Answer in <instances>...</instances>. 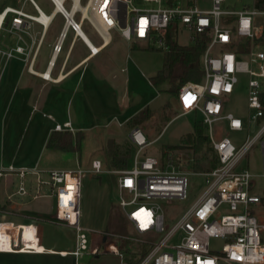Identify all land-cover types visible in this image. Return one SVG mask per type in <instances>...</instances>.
I'll return each instance as SVG.
<instances>
[{
	"label": "built area",
	"instance_id": "built-area-1",
	"mask_svg": "<svg viewBox=\"0 0 264 264\" xmlns=\"http://www.w3.org/2000/svg\"><path fill=\"white\" fill-rule=\"evenodd\" d=\"M53 1L57 7L56 0ZM66 1L63 0V10L60 12L66 17L67 28L71 26L79 31L81 24L74 20V16L82 11H75L72 21H68L75 0H71V10L65 7ZM92 1L91 13L99 17L102 28H119L128 39H158L168 48L166 34L172 22L185 26L191 32L193 40L199 34L208 31L211 33L210 42L201 58L203 79L183 85L178 92V102L184 114L194 110L202 113L203 123L208 128V135L220 164L210 171L197 172L205 177L204 192L167 230L161 201L173 202L188 198L190 171L182 167V153L175 149L167 150L162 156H142L143 150L152 141L141 128L131 130L130 139L136 147L132 166L115 171L119 174V204L125 217L139 234L164 232L156 241L143 240L148 249L136 264H264V194L252 192L253 178L257 175L240 165L251 146L264 134V123L257 135L239 148L228 137H223L216 128V124L223 120L227 121L231 129L243 128L241 117L233 112H224L225 97L233 93L238 83L237 74L241 72L250 75L249 121L264 118V45L254 40L264 32V9L255 6H244L240 10L224 9L225 0H211L209 8L199 7L195 0H189L187 4L175 2L172 5L149 8L136 7L132 0ZM145 1L159 4L163 2ZM37 9L38 16L10 6L0 12V35L7 23V16L13 13L10 30L19 31L18 40L21 42L7 49L0 48V59L9 60L19 54L29 57V42L25 38V33L29 34L27 29L31 26L29 20H39L44 24L41 19L44 13L38 6ZM232 16L234 19H230ZM260 17H263L262 21ZM122 18L126 19V26L121 25ZM245 38L251 40L245 51L238 52L230 47ZM40 43L41 41L38 42V48ZM217 46H226V49L214 53ZM54 50L56 53L62 50L61 40ZM46 73L43 76L49 78L45 76ZM63 128L61 124L56 125V129ZM261 145L264 153V140ZM103 171L102 162L98 159L93 161L90 169L81 166L47 171L37 167L9 168V172L16 173L22 179L19 194L29 193L24 181L29 174L36 176L37 195H47L43 192V187H49L50 195L56 199V211L51 220L75 229V249L60 252L61 254L70 253L76 258H82L85 255L114 253L120 264H130L127 259L130 255L121 250L120 240L115 234L91 231L81 224L82 176L86 172L99 174ZM261 177L264 178V172ZM67 194H70L69 202H63V197ZM3 226L5 227L2 228ZM40 229L37 223L14 225L0 222V232L4 230V238L0 234V251H51L43 244ZM212 238L227 240L221 251L211 248Z\"/></svg>",
	"mask_w": 264,
	"mask_h": 264
},
{
	"label": "rangeland",
	"instance_id": "rangeland-1",
	"mask_svg": "<svg viewBox=\"0 0 264 264\" xmlns=\"http://www.w3.org/2000/svg\"><path fill=\"white\" fill-rule=\"evenodd\" d=\"M38 1L45 8L46 12L49 13L53 9V4L49 0ZM174 1L180 4H187L188 2V0ZM196 1L199 7L209 8L211 6V0ZM81 2L82 6H85L90 0H82ZM254 2L255 0H225L223 8L240 10L244 6H253ZM132 4L139 8H149L159 5L164 6L167 4V0H164L160 4L155 1L132 0ZM65 6L69 9L71 7V0H67ZM81 15V12L77 13L75 19H79ZM230 19H234V17L232 16ZM260 20L262 21L263 17H260ZM62 25L63 21L61 20V16L58 15L42 46L40 52L41 58L51 51L52 46L49 43L56 39V32L60 30ZM9 27L10 23L8 22L1 31V49L15 46L18 40V36L10 32ZM91 28L96 34L94 28L92 26ZM110 33L111 37L114 38L113 43L109 47L110 62L106 58L108 48L85 66V70L89 69L87 75H89L93 67L95 68V65L96 68H99L98 74L102 75L104 73L101 72V69L110 65V71L107 74L108 80L104 78L102 81L99 80L91 84L84 78L83 83L77 86L73 81L72 85L70 84L67 87V91L59 103L55 105L52 103L50 107L44 108L40 106V113L34 112V114H59L56 117L61 122L68 119L70 115L73 119L74 127H80V124L87 125V128L78 129L81 131V134L75 135V143H77L78 139L80 142L79 149L63 151L39 147L36 149L35 154L37 157L40 156L38 158L40 165L46 168L74 169L80 166L91 168L94 160L98 159L102 161L105 171L100 174L86 172L82 176L80 188L81 224L91 231H106L115 234L119 238L120 243L123 242L126 248L129 247L132 252L135 251L137 253V250L148 247L143 242L144 239L156 241L164 235V232L142 235L131 226L119 204V174L115 173L107 163L106 145H108L109 137L113 138V140L115 137L121 138L117 139L121 143L118 146L120 150L124 151L126 146L129 145L128 141L125 140L128 138V130L130 129L126 122L134 115L133 113L145 105H149L151 108H159L168 100L177 104V95L165 90L167 84L155 87L151 81V78L163 67L168 48H165L158 39L127 40L121 37L117 29L112 30ZM72 37L73 31L69 29L63 41V51L58 57V65L62 62ZM174 37L182 44L193 43L191 32L182 25L174 30ZM116 40L119 42L117 43ZM78 44L76 49L78 48ZM222 49H226V46H217L214 49V53H218ZM4 62V58L0 59V67H2ZM23 67L25 68V62L12 58L7 62L5 73H15ZM237 76L238 83L235 85L233 93L225 97L224 112H233L238 117H241L243 119V128L241 130L231 129L225 120L216 124V128L221 131L223 137H228L239 148L246 141L257 135L264 123V118L258 121H249L248 96L250 75L241 72ZM15 85L20 90L21 84ZM59 86H52L50 89L51 93H55ZM107 90H110L108 94ZM18 94H21V90L18 91ZM168 103L170 104V101ZM37 106L39 107L38 103ZM29 111L30 108L28 107L26 114H29ZM155 116L157 117L156 120L149 118L140 126L147 135V138L153 141L143 150L142 156H162L167 150L175 149V146L181 143L182 136L194 131L195 124L202 121V115L199 113L178 114L176 116L175 114H155ZM48 120V124H54L53 120ZM22 124L19 130L20 137L31 129L26 120H23ZM204 131L208 133V128L205 126ZM263 140L264 134L256 140L240 162L242 167L250 169L257 175V177L253 178L252 192L260 194H264V178L261 177V174L264 172V154L261 145ZM115 145L117 146V144ZM135 148L132 147L128 167L132 166ZM181 153L182 159L180 162L183 164L182 167H186L190 171L188 175V198L173 202L161 201L165 213L167 230L185 210L192 206L206 188L205 177L196 173L192 167V150L184 148ZM52 200L50 197L40 198L30 208L51 213V211H54ZM224 211L222 210V212ZM74 230L71 227L61 226L62 232L57 238L63 243H70L75 239L76 231ZM226 241L223 238H212L211 248L215 251H221ZM124 253L128 255V253ZM90 258L94 261L90 262L91 259H89V264H120L119 258L114 253H101L99 256L93 255Z\"/></svg>",
	"mask_w": 264,
	"mask_h": 264
},
{
	"label": "crops",
	"instance_id": "crops-1",
	"mask_svg": "<svg viewBox=\"0 0 264 264\" xmlns=\"http://www.w3.org/2000/svg\"><path fill=\"white\" fill-rule=\"evenodd\" d=\"M49 1L53 4V9L48 13L46 12L45 8L40 4L38 0H0V12H2L6 7L10 6L15 8H21L28 14H31L33 16H38L39 15V11L37 9L38 6L41 9V11L44 13V15L51 16V20L49 21L48 24L45 23L43 24L39 20H29V23L31 24L30 28L27 29L29 34L25 33V38L29 42L28 45L29 57H27L24 54H19L16 57H13L25 62V68L23 67L22 69H19L15 73L10 72V74L9 73L6 74L5 68L7 62L10 59L7 60L5 58H4L5 62L3 63L2 67H0L1 69L0 70V222L1 223L7 222L9 224H14V225L31 224V223L39 224L41 228L40 232L42 235L43 244L47 249L53 252L48 251L45 253H24V252L0 251V264H89V259H91L90 257L93 256V255H85L82 258H76V256L70 253L65 255L60 253V252H70L75 249L76 235L74 241H71L70 243H63L61 240L57 238L62 232L61 226H65V227H70V226L62 225L51 220V217L54 215L56 211V199L54 196L50 195L51 192L50 188L47 186L43 187V192L47 195H43V196L37 195L36 176L33 174H29L24 179L26 186L29 190V193L25 195L19 194L18 190L22 179L16 173L9 172V168L10 166H14L16 168L37 167L44 171L52 170V169H63V168H46L41 166L38 160L40 156L37 157V155L35 154L36 149L39 147L42 149L45 147L51 148L48 147L47 144L51 135L54 132H66V131L71 132L75 139V135L77 136L81 134V131L79 130H82L83 128H87V125L80 124L79 125L80 127H74L73 119L71 118L70 115L68 116V119L61 122L56 117L59 114H44V113L34 114V112L36 111L40 113V106L41 108H44V107H50V104L52 103H54V105L59 103L63 95L66 93L67 87L70 84L72 85L73 81L77 86L83 83L84 78H86L87 79L86 81L91 84L99 80L102 81L104 78L108 80L107 74L110 71V65L101 69V72L104 73L102 75L98 74L99 68L98 67L96 68V65L95 68L93 67L91 69L89 75H87L88 73L87 71L89 69L85 70V66L88 64V62L96 58L99 54H101L103 51L107 50L110 47V45L113 43L114 40V38L111 37V33H110L112 30L114 29L119 30L121 37L127 40H133V39L126 38L122 34L119 28H112L110 30L105 29V31L108 34L107 36H105L100 30L99 26H97L96 24V22H100L101 20L97 15L93 13L91 14L92 17L94 18V21L90 17L87 16L85 17L84 15H81L79 19H75L77 13L80 12H77L75 14L74 20L81 24V29H80L81 32L74 30L71 26L67 28L66 17L58 10V8H56V5L53 0H49ZM195 2L197 3L196 0ZM71 7H72V1H71ZM71 7L68 10H71ZM58 15L61 16L63 25L61 26L60 30L56 32V39L49 43L52 46L51 51L41 58L40 52L42 46ZM13 16H14L13 13H10L7 16V23L8 22L11 23ZM91 26L96 31V34L92 30ZM180 26L181 25L178 24L177 28ZM100 27H102V25H100ZM69 29H72L73 31V37L62 62L58 65L57 64L58 57L60 53L63 51V41ZM9 31L11 32L10 27H9ZM64 32L66 33L63 36ZM12 33L18 36L19 31L14 30L12 31ZM60 40L62 42V50L59 53H56L54 48L55 45L58 42H60ZM136 40L141 41L139 39ZM39 41H41V43L38 48ZM116 42L118 43L119 41L116 40ZM19 43L21 42L17 40L16 45ZM90 43L97 46L99 50L95 52ZM77 44H78V48L76 49ZM185 45H190V44H185ZM8 47H13V46H8ZM37 48L38 51L34 56ZM106 53H107L106 58L110 62V48L107 50ZM32 57H33V61L31 67L30 62L32 60ZM46 72L50 74L49 78L43 76V74ZM15 84H21V88H20L21 94H18V91L20 90ZM56 85H60V86L58 87V90H56L55 93L52 94L50 89L52 88V86L55 87ZM109 92L110 90H107V94ZM178 92L175 93L177 95V104L172 103L171 100H168L164 105H162L159 108H151L149 105H145L137 109L133 113L134 115H132L127 120L126 123L130 128L128 130L129 131L128 138L125 139L129 143V145H127L126 148L127 147L130 148V154L128 160L131 156L132 147L135 148V145L130 139V132L135 127L141 128L140 126L143 125L144 123L143 122L141 125H132L129 122V120L133 118L136 114H141L142 112L147 111V109L148 112H146L145 114H152L150 118H154L155 120L157 119L155 114H175V116L178 114H184L182 113V110L179 106ZM169 101L170 104L168 103ZM37 103L39 107L37 106ZM28 107L30 108V111L29 114H26V112L28 111ZM192 113L195 114L199 113L202 115V113L198 110H194L186 114H192ZM48 119L53 120L54 124L53 125L48 124L49 121ZM23 120L24 121L26 120L27 124L31 126V129L29 130L28 133L25 132L20 137L19 130H20V125H23L22 124ZM66 123H69L70 125L66 126L65 125ZM57 124H61L64 128L62 130L56 129ZM110 139L113 140V138L109 137L108 141ZM117 139H121V138L115 137L114 139V143L117 144V147L119 149L118 144L121 145V143H119ZM51 149L61 150L58 148H51ZM175 150L181 152L182 150H184V148H175ZM135 153H136V148H135ZM107 160H108L107 163L109 164L108 156H107ZM132 163H133V159H132ZM111 168L114 172L117 170H122L113 167ZM126 168L129 167L127 166ZM85 169H90V168H85ZM197 172H203V171H196V173ZM45 197H50L53 199L52 200L53 201L52 207L54 209L53 212L52 211L51 213L49 211L43 212L39 210H33L30 208V206L34 204V202H36L40 198H45ZM69 199H70V195L67 194L66 196L63 197V202H69ZM71 228L74 229L73 227ZM86 258H88V260H86ZM93 261L94 260L92 259L90 260V262Z\"/></svg>",
	"mask_w": 264,
	"mask_h": 264
},
{
	"label": "trees",
	"instance_id": "trees-1",
	"mask_svg": "<svg viewBox=\"0 0 264 264\" xmlns=\"http://www.w3.org/2000/svg\"><path fill=\"white\" fill-rule=\"evenodd\" d=\"M173 3L174 0H167L168 5H172ZM254 6L264 9V0H255ZM177 25V22H172L169 25L166 34L168 49L163 67L151 78L152 83L156 87L167 84L165 90L171 94L177 93L179 89L188 82L202 80L204 71L201 58L211 39V33L208 31L197 35L190 45L181 44L174 37V30L177 28ZM254 40L256 43L264 45V32L255 37ZM250 44L251 40L246 39L242 42L234 43L230 47L236 49L238 52H242L248 49ZM262 101L264 104V95L262 96ZM146 112H148V109L141 114H136L129 122L132 125H141L152 116V114H145ZM204 126L203 121L197 122L194 131L182 136L181 143L175 146V148H187L192 150V167L195 171H210L220 164L217 152L213 148L209 136L204 131ZM79 143V139L77 143H75L73 134L66 131L54 132L47 145L51 148L73 151L79 149ZM129 154V147L121 151L115 145L114 140L110 139L108 141L107 156L111 167L116 169L126 168L128 166ZM120 248L130 255L127 258L130 264H136L148 249L144 247V249L137 250V253H133L129 247H125L123 242H121Z\"/></svg>",
	"mask_w": 264,
	"mask_h": 264
},
{
	"label": "bare ground",
	"instance_id": "bare-ground-1",
	"mask_svg": "<svg viewBox=\"0 0 264 264\" xmlns=\"http://www.w3.org/2000/svg\"><path fill=\"white\" fill-rule=\"evenodd\" d=\"M56 2L58 3V5H57L56 8H58L59 11H60V10H63V7H62V5H61L62 2H63V0H56ZM92 3H93V1L90 0V2H89L87 5L82 6V4H81V0H75V6H74V8L72 9V11L69 13V16L71 17V16L74 14V12L77 11V10H81V11H82V15H84L85 17H86V16H87V17H90V18L93 19V21H94V18L92 17V14H91ZM84 16H83V17H84ZM41 19H42V21H43L45 24H48L49 21L51 20V16L44 15ZM96 24H97V26H99V28H100V30L102 31V33H103L105 36H107V35H108L107 32H106L102 27H100V22H96ZM90 44H91V46H92V48H93V50H94L95 52H97V51L99 50V48H98L97 46H95V45L92 44V43H90ZM45 76L49 77L50 74L46 73ZM4 227H5V226H3L2 228H4ZM26 233H28V231H27ZM0 234H1V236L4 238V236H3V234H4V230H1Z\"/></svg>",
	"mask_w": 264,
	"mask_h": 264
},
{
	"label": "water",
	"instance_id": "water-1",
	"mask_svg": "<svg viewBox=\"0 0 264 264\" xmlns=\"http://www.w3.org/2000/svg\"><path fill=\"white\" fill-rule=\"evenodd\" d=\"M68 21H72V16L70 17L68 15ZM120 22H121L122 26H126V19L125 18L120 19ZM79 32H81V30H79Z\"/></svg>",
	"mask_w": 264,
	"mask_h": 264
}]
</instances>
